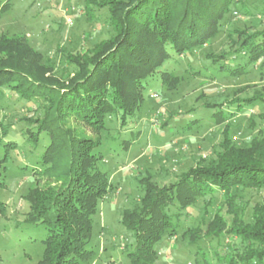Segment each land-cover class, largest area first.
Instances as JSON below:
<instances>
[{"label":"rangeland","instance_id":"1","mask_svg":"<svg viewBox=\"0 0 264 264\" xmlns=\"http://www.w3.org/2000/svg\"><path fill=\"white\" fill-rule=\"evenodd\" d=\"M5 1L0 0V8ZM263 4L264 0H239L232 5L202 48L214 55L232 52L247 33L264 30ZM108 14L107 7L85 6L83 0H9L8 7L0 9V38L7 36L26 45L28 60L50 67L52 75L64 79L73 69L69 58L85 59L112 35ZM200 50L190 57L175 56L176 61L170 59L149 77L144 100L126 125L122 126L119 113L108 117L98 130L73 118L67 121L77 133L99 141L94 149L101 157L98 165L111 183L92 217L86 247L94 256L78 264H130L127 252L134 249V232L120 223V212L139 202L141 180L167 185L208 163L228 138L243 146L250 138L264 135V56L246 64L240 75L229 76L203 58ZM253 97L260 100L250 102ZM36 105L8 88L0 90V202L4 208L0 264H36L48 234L45 225L24 221L29 211L27 191L59 185L56 178L42 173L47 133L39 134L36 145L29 139L43 117ZM216 110L229 112L230 118L217 123L213 120ZM8 142H14L12 148L6 146ZM234 192L238 205L225 203L219 192L182 209L174 234H164L154 245L156 258L151 264H220L217 258L239 247V240L224 233L205 235L208 224L218 215L229 224L241 211L248 220L256 203L264 205V188Z\"/></svg>","mask_w":264,"mask_h":264},{"label":"trees","instance_id":"2","mask_svg":"<svg viewBox=\"0 0 264 264\" xmlns=\"http://www.w3.org/2000/svg\"><path fill=\"white\" fill-rule=\"evenodd\" d=\"M238 1L83 0L85 6L107 7L113 33L85 59L78 55L69 58L73 69L64 79L52 75L50 67L28 60L26 45L7 36L0 38V90L8 88L42 109L43 117L29 139L36 145L39 134L47 133L42 173L59 181L57 187H34L25 195L29 211L24 221L48 229L36 264H78L92 259L94 251L86 247L92 217L111 186L109 175L98 165L101 157L94 149L99 141L77 133L67 121L73 118L98 130L108 117L119 113L122 126L126 125L144 100L149 77L175 56L190 57L197 49L224 74L240 75L246 64L264 56V30L247 33L232 52L214 55L202 48L217 31L221 17ZM8 5L6 0L0 9ZM255 100L260 99L253 97L250 102ZM226 117L230 118L229 112H213L217 123ZM228 139L208 163L189 169L172 183L158 186L141 180L139 202L120 212V223L134 232V249L127 252L130 264H151L156 258V242L166 233L174 234L180 211L197 199H210L221 192L225 203L238 205L235 190L264 188V135L250 138L243 146ZM13 144L6 146L12 148ZM0 214H4L1 202ZM219 217L208 224L204 234L238 238L239 247H232L217 261L264 264V205L256 203L248 220L243 211L229 224Z\"/></svg>","mask_w":264,"mask_h":264},{"label":"built area","instance_id":"3","mask_svg":"<svg viewBox=\"0 0 264 264\" xmlns=\"http://www.w3.org/2000/svg\"><path fill=\"white\" fill-rule=\"evenodd\" d=\"M69 22L71 23V21L69 20Z\"/></svg>","mask_w":264,"mask_h":264}]
</instances>
